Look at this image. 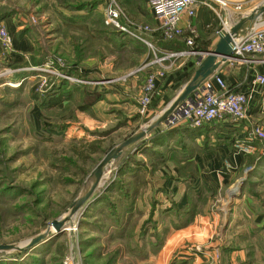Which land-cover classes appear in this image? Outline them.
<instances>
[{"label": "rangeland", "instance_id": "374dc122", "mask_svg": "<svg viewBox=\"0 0 264 264\" xmlns=\"http://www.w3.org/2000/svg\"><path fill=\"white\" fill-rule=\"evenodd\" d=\"M103 3L104 0L99 5ZM0 9L10 12L0 22L6 25L11 36L9 47L0 42V196L7 197L10 204L23 205L22 209L25 212L15 217L0 216V243H23L43 232L50 221L63 216L80 192L87 175L103 155L159 114L185 82L180 85L179 80L167 90L165 102L169 101L163 107H155L160 99V94L156 93L147 111L141 114L139 98L143 84L149 74L161 70L159 67L149 71L146 68L148 62L143 64V61L138 60L134 61L135 66L130 70H124L121 64L115 61L110 70L105 68L103 70L98 63L104 58L99 55L94 56L97 63L92 67L85 66L83 64L85 54H75V51L69 48V41L68 48L62 53H57L53 43L55 34L53 18L57 16L58 9L70 11L60 6L57 0H0ZM78 12L83 13L84 10ZM98 13L104 19L101 7ZM220 15L223 17L222 13ZM136 20L149 24L148 20ZM19 26L21 28L15 31ZM65 28L67 30L63 31V28L62 35L66 38L72 33L70 29L68 30L69 27ZM190 28L194 32L191 34L185 30L184 35L193 38L192 48L198 50L200 40L197 30L192 25ZM23 29L28 30L31 49L26 51L23 59L14 60L10 55L13 52L12 37L19 39ZM115 55L111 54L106 59L115 60ZM196 56L198 55L193 54L186 58ZM125 57L122 55L123 60H126ZM56 58L62 59L64 65L58 66L56 63L50 65L56 67L61 75L44 69H49L45 65ZM180 58L184 57L176 59ZM74 59H77L76 64H73ZM69 62H72L73 73L66 71L69 68H66V63ZM192 64L190 63L187 69L191 68ZM127 65L128 63L124 66ZM125 74L129 76L127 79L122 76ZM185 74L186 71L181 77ZM166 77V73L163 72L160 78ZM64 83L72 95H69L66 107L58 108L57 104L48 106L46 100H51L52 105L54 100H59L61 96L63 99H60V102L66 99L64 95H60L62 90L60 86L62 87L61 84ZM75 91L76 97L73 95ZM121 96L128 98L129 101L122 104ZM101 99L103 102L95 104L92 109V105ZM134 105L135 112L130 111ZM167 126L166 123H162L155 130ZM172 141H169V146L174 145ZM185 142L187 146L193 144L189 140ZM94 143L96 147L90 150V144ZM134 146L107 165L101 184L90 201L77 211L61 233L52 235L55 240L50 242L52 237L49 236L23 254H0L1 260L25 264L34 255L37 264H191L193 258L200 256L205 261L198 264L229 262L231 253L241 248L221 246L218 250L217 259L220 261L218 263L213 260L211 254L213 248L203 247L198 239L211 237L213 242L217 239L215 234L218 232L213 231L218 230L219 226L233 222V218L236 217L232 214L234 208L238 207L236 200L241 198L243 191L251 198L249 206L251 212L254 205L260 208L259 210H264V175L257 170L264 161V152L254 154L255 157L258 155L256 160L260 158L258 160L260 163L246 165L243 170L240 168L235 176L227 177V181L217 192H208L202 202L198 200L197 204L200 206L198 214L201 216H195L197 220L200 217L196 223L195 217L190 218L188 223V215L176 212L177 208L182 207L177 198L173 197L176 190L165 191L166 189L160 185L151 182L157 177L166 178L169 172L168 164L159 166L155 169L156 174L151 175L153 160L143 153L132 155ZM128 155L142 161L144 170L147 169L144 175L146 183L140 187V181L137 182L135 179L124 178L121 182V178H117L121 158ZM111 181L118 187L112 193H106L104 190ZM121 184L129 190L139 187L132 209L134 213L124 214L122 219ZM236 186L237 191L230 193ZM149 187H154L152 195H149L147 190ZM169 208L173 209L168 215H163V209ZM241 216L245 221V215ZM190 223L196 224V230H192V233L187 232L189 236L185 237L186 234L178 232L181 228H177V225L187 226ZM202 227L206 230L211 228L212 231H204ZM168 232L172 236L166 242ZM263 236L264 232H261L257 238ZM152 247H157L158 251H154ZM244 249L249 264H263L264 248L259 241L256 247ZM33 250L40 252L32 254ZM243 264H246V259Z\"/></svg>", "mask_w": 264, "mask_h": 264}, {"label": "crops", "instance_id": "0c3cea01", "mask_svg": "<svg viewBox=\"0 0 264 264\" xmlns=\"http://www.w3.org/2000/svg\"><path fill=\"white\" fill-rule=\"evenodd\" d=\"M226 1L228 5V7L226 8H223L219 6L217 3H215L214 6L216 8V11L209 8L208 6L197 4L195 6L196 15L194 17L188 19L185 16H183L181 18L180 24L183 27V29H185L186 31H190L191 25L194 28H196L198 39L200 40V43H198L197 45L198 50L206 52V50H204V48L202 47L209 46L207 48L208 51L211 48V46L215 43V41L217 40L216 31L222 28L221 18L223 21L228 23V25H230L233 22H235L240 15L248 12L250 9H252L255 5H257L260 2L259 0H226ZM122 2L124 3V5L121 3L120 4L133 20L136 19H143L144 21L148 20L150 24L148 25L153 29L157 26V23L152 15L151 10L147 5L146 0H122ZM237 4H240L242 6L241 10L235 9V6ZM100 7L102 8V12H103V5H98L97 10L100 11ZM143 10L145 11V13H143ZM56 12H58V14L53 18V23H54L53 32L55 33L53 43H54L55 51L57 53L64 52L68 48V41L71 40L70 34L66 38L64 37V35H62V30L63 28L66 29L65 27H69L71 33L72 34L75 33L74 35L85 33L90 37L91 40L94 39L93 31H91L93 25L92 16H87V14L84 12L81 13L78 11H65L62 9L61 10L58 9L56 10ZM217 13H219V15ZM220 13H222L223 17H221ZM19 28L21 27L20 26L16 27L15 31ZM157 31L158 30H153L150 33L145 34L146 38L152 44L153 42L151 41V39L154 38L153 34ZM21 32L22 34L19 37V39L17 37L15 38V36L12 37L13 52L10 55L13 56L14 60L16 58L17 59L20 58L19 60L23 59V56L26 55V51H29L31 49L30 44L28 42L29 41L28 30L23 29L21 30ZM69 48H71V50L74 51L72 44L69 46ZM128 49H130V47H128ZM148 50L150 51L149 47ZM89 51L91 52V48L89 49ZM156 51L159 54H165L173 50H167V49L159 50L156 48ZM150 52L152 53V51ZM147 53L148 51L145 53V56L147 55ZM73 55L74 54L72 52L71 56ZM110 56L108 57L106 56L104 57L103 61H99L98 65H100V68H103V70L104 68L110 70L112 65L115 63V60L106 59L109 58ZM199 57L202 56L198 55L196 57H191V58L184 57V58H180L179 60L167 59L163 61L161 65H157V64L152 65L153 69H156L158 67L162 69L167 76L165 79L160 78L157 81V94H160V99L155 107H160V106L163 107L168 103L169 100H172L175 97V95L179 90L175 93L174 97H172L167 102H165L167 90L171 89L180 80V77L185 73V71L188 70L187 68L189 67L188 65L190 63H193L191 66H194L198 62ZM255 58L258 60H263L264 55H256ZM142 59H143L142 56L139 54V61H142ZM73 61H74L73 64H76L75 60ZM83 62L85 66L92 67L95 63H97V60L95 59L94 55H92V53L88 54V49H87L85 52V57ZM130 69L131 68L129 67L126 68L125 70H130ZM258 73L264 75V62L231 63L227 60L209 79H207L204 83H202L201 86L192 94L193 97H198L202 94L209 93L212 90H217L218 86L215 82V77L218 76L224 80L228 88L235 91H242L247 94L249 98V102L247 106L248 118L246 120H241V121H235L231 118H225L223 120H218L209 123L208 130L206 131V133L201 135L200 138H197V142H201L203 141L204 137L205 138L207 137L208 147L201 152L197 151L193 154L191 158L192 160L191 166L193 168V171L188 172L189 177H187V179L186 177L185 178L179 177V179L175 180L173 175L176 176L177 174V166L174 165V163L171 160H168L167 164L169 167V172L166 178L161 179L160 177H157V179H155L154 182L151 181L153 184L160 185L161 187L166 189L165 191H169V190L173 191L175 189L176 191L173 197L177 198V202L180 205L185 204L186 200L188 199L189 190H192L196 194H201L203 196L208 192L210 193L214 191L217 192L219 187L222 186V184L227 181L228 176L231 177L235 176V174L239 171L240 168H242L243 170V168L249 164L248 160L251 156H254V154H263L264 138L254 140L256 150L252 154H248V155L239 154L234 152L233 149V144L235 141L248 139L249 132L252 130L253 127L259 126L264 131V85L257 84L255 82V77L256 74ZM122 76L127 77L126 74ZM76 92L77 91L73 92L74 97H76L77 95ZM60 99H63V97L61 96ZM115 99L116 101H118L117 98ZM68 101H69L68 98L66 99L64 98V100H62V102H59L56 106L58 108L64 107V105ZM100 101L103 102V99L94 103L92 105V109L95 107V104L98 105ZM127 101H129L128 98L126 97L121 98L122 104H126ZM135 110H136V105H134L130 111L135 112ZM79 113H83V112L80 111ZM180 165H184V163H180ZM257 170L258 173L264 175V161L257 168ZM228 173L231 174L229 175ZM209 174L210 176L208 177ZM166 184L169 185L166 186ZM147 190L149 191V195H152L154 187H149V189ZM236 191H237V186L231 189L230 193H234ZM250 199L251 198H249V196H246V192L243 191L241 194V198L239 197V199L236 200L238 207L234 208L232 214L236 218H233V222L232 221L229 222L228 225L219 226L217 228L218 230L213 231V232L218 231L215 234L217 239H215L213 242L211 240V237L207 238L203 236L204 237L203 240L198 239L199 241H201L200 245H202L203 247L213 248L211 254H213L214 262L215 261H218V263L220 262L217 259V257H218V250L221 246L231 245L241 248L233 251L230 257L231 260L229 262L226 261L225 264H243L245 259H246V264H249L248 262L249 258L247 257V252L245 251L244 248L256 247L258 241L261 243L262 248H264V236L262 238H257L261 232H264V210H259L260 208L258 207L256 208L254 205L253 206L254 210L252 209L251 212V208L249 207L251 205ZM145 211L147 212L148 210L145 209ZM241 214L245 215L246 217L245 221L242 220ZM195 216L197 217L201 215L196 214ZM196 217L194 223H196V221H198L200 218L199 217L197 220ZM191 223L190 225H187L186 227L179 229L178 232H181L184 235L186 234L185 237L189 236L188 233H192V230H196L195 229L196 224L194 223L191 224ZM202 228L204 231L206 230L205 227ZM209 230L212 231L211 228H209L206 231L208 232ZM207 232L205 233L206 235ZM168 234L166 237V242L168 238L172 236V234L170 235V232H168ZM203 257H205L204 253H203ZM203 261H205V259L204 258L201 259L200 256H198L193 258L191 264H198ZM262 263L264 264V256Z\"/></svg>", "mask_w": 264, "mask_h": 264}, {"label": "trees", "instance_id": "16d2710c", "mask_svg": "<svg viewBox=\"0 0 264 264\" xmlns=\"http://www.w3.org/2000/svg\"><path fill=\"white\" fill-rule=\"evenodd\" d=\"M121 1V2H120ZM60 6L64 7L65 9H68L70 11H78V10H84V13L87 14V16H92L93 25L91 28V31H93L94 39L91 40L90 37L85 34L81 33L79 35H73L71 34V40H69V44L73 46V49L75 51V54H85L86 50L88 49V54L92 53V55H99L101 58H104L106 56H110L111 54L115 55L116 59L115 61H118V63L121 64L122 69L131 68L134 67V61L138 62L139 60V54L142 56L143 64L151 61L153 59V54L148 50V47L141 41L133 38L132 36L118 31L110 26H107L103 22V18L101 15H98L97 7L98 5L103 2V0H57ZM121 4L124 5L122 0H119ZM143 13L145 11L143 10ZM10 12H7L5 10L1 11L0 9V20L4 19L7 15H9ZM85 16V15H84ZM70 28H68L69 30ZM67 29H64L65 31ZM22 33V32H20ZM153 39L151 41L155 45V47L159 50H183L187 49L188 46L185 42V39L183 36H178L173 39H164L160 32H155L153 34ZM130 47V49H128ZM209 46H203L204 50L207 51V48ZM91 48V52L89 49ZM198 48V47H197ZM148 51L147 55L145 56V53ZM114 52V53H112ZM158 55H160L157 52ZM122 55H125L126 60L122 59ZM136 55V57H135ZM145 56V57H144ZM119 59V60H118ZM75 61L77 59H74ZM124 62H126L124 64ZM141 62V61H140ZM38 64L40 61L37 62ZM128 63L127 66H124ZM152 65H147L146 68L149 69V71H154ZM66 68H68L66 71L67 73H73L72 71V65L71 63H66ZM65 68V69H66ZM194 66H191L186 71V74L180 78V85L188 80L190 75L192 74ZM129 76L125 77L127 79ZM165 77V76H164ZM60 86L61 93L60 95H64V97L68 98L72 95L69 94V91H67V84H61ZM78 90V89H77ZM64 93V94H62ZM157 93V88H155L153 96L151 101L154 99L155 95ZM70 95V96H69ZM59 96V95H58ZM36 96H34L35 98ZM160 97V96H159ZM59 99V98H58ZM49 100V99H48ZM45 100L42 101L44 103ZM51 100L47 101L45 103H48V106L52 107L54 104H58L60 102V99H55L53 104H50ZM151 103V102H150ZM43 106V104H41ZM66 107V104L64 105ZM65 109V108H64ZM208 130V124H203L198 127L191 126L189 124H178L172 127H159L157 130H154L151 132V134L142 140H140L133 148L132 155L143 153L149 155V157L153 160L152 167L150 174H155V169H157L159 166L167 164L168 160H171L174 165L177 166V174L176 176L173 175V177L176 179L189 177L188 172L193 171V168L191 166V158L195 152H201L205 148L208 147V139L207 137L203 139L201 142H197V138H200L201 135L205 134ZM174 140V141H172ZM193 143L190 146L186 145L185 141H188ZM169 141H172L174 143L173 146H169ZM96 147V144H90L89 148L94 149ZM158 147V149H157ZM159 147H163L164 149H160ZM93 153V152H91ZM132 155L124 156L121 158V164L120 167L116 173L117 178H130L135 179L137 182L140 181L139 187L142 184L146 183V178H144V175L147 172V169L144 170L142 161H138L132 157ZM264 155V154H263ZM258 156V155H257ZM256 156V157H257ZM255 156H251L248 160V165H257ZM256 161V162H255ZM255 162V163H254ZM180 163H184V165H180ZM153 173V174H152ZM143 175L141 178L140 176ZM114 182L116 180H113ZM111 181L109 185L105 188L106 193H112L118 187L114 182ZM190 185V184H188ZM139 187L129 190V188H125L123 184H121V219L124 214H131L134 213L132 211L133 206L136 201V196L139 193ZM16 190H20L19 188H13ZM0 216L3 215V217H15L18 214L25 213L23 208V205H13L10 204L9 199H6L7 197L0 196ZM104 200V199H103ZM202 202L204 200V196L201 194H196L192 190L188 191V199L186 200L185 204L182 205L181 208H177L176 212L178 211L182 215H188V223L190 221V218L193 219L196 214L200 211V206L197 204V201ZM102 201V200H100ZM173 208H169L167 210L163 209V215H168L169 211ZM198 209V210H197ZM155 222V221H154ZM186 223V224H188ZM186 224H180L177 225V228L185 227ZM154 225V224H153ZM158 235V233H156ZM55 240L53 237L50 239V242ZM153 246V245H152ZM152 249L154 251H158L157 247ZM40 251H32V254L39 253ZM37 261H34V255L30 259V261H26L25 264H35ZM0 264H13V262H10L9 260H0ZM17 264H24L23 262H18ZM37 264V263H36Z\"/></svg>", "mask_w": 264, "mask_h": 264}, {"label": "built area", "instance_id": "2783aa9c", "mask_svg": "<svg viewBox=\"0 0 264 264\" xmlns=\"http://www.w3.org/2000/svg\"><path fill=\"white\" fill-rule=\"evenodd\" d=\"M149 9L157 23L153 29L148 24H144L133 20L124 10L119 0H104L103 15L104 23L114 29L125 32L130 36L140 40L146 44L152 51L153 59L149 64L161 65L167 59H176L189 55L203 56L205 51H198L192 48L193 38L190 35H184L185 29L180 24L181 18L185 16L190 19L196 15V5L202 4L216 11L214 6L217 3L219 6L228 7L226 0H146ZM235 9L241 10L242 6L237 4ZM219 15V13H217ZM220 17V16H219ZM221 18V17H220ZM222 28H227L229 25L222 20ZM153 30H158L164 39H173L178 36H183L188 46L187 49L167 52L158 55L154 45L146 38L147 33ZM191 34L194 30L190 29ZM218 31H216L217 33ZM0 42L9 47L11 45V36L5 24L0 22ZM256 55H264V25L258 26L252 30L245 38L238 40L235 43L233 54L228 58L231 63H250L264 62L255 58ZM63 66V60L56 58L46 64L49 69L44 68L51 73L61 75L53 65ZM163 70L155 71L149 74L143 84L141 96L139 98V112L145 113L151 102L156 82L158 78L163 76ZM69 80L70 77L66 76ZM217 90H212L209 93L202 94L198 97L185 100L167 119L168 126L178 124H189L194 127L203 124H209L225 118H231L235 121L246 120L248 118L247 106L249 98L242 91H235L226 85L224 80L218 76L215 77ZM255 82L264 85V75L256 74ZM264 131L255 126L249 132L247 140L235 141L233 144L234 152L248 155L256 150L254 144L255 139H263Z\"/></svg>", "mask_w": 264, "mask_h": 264}, {"label": "water", "instance_id": "95a60500", "mask_svg": "<svg viewBox=\"0 0 264 264\" xmlns=\"http://www.w3.org/2000/svg\"><path fill=\"white\" fill-rule=\"evenodd\" d=\"M264 24V0L242 14L227 28H221L217 32V40L198 58L188 80L182 85L175 97L166 105L162 111L153 117L146 124L139 127L124 140L109 149L93 169L87 175L82 188L67 212L49 222L47 228L25 242L21 243H0V254L16 253L23 254L31 250L32 247L45 240L49 236L57 235L64 230L66 224L77 213V211L90 201L95 190L100 186L103 172L108 164L120 158L129 148L136 145L140 140L146 138L160 124L166 123L172 113L185 101L191 99V95L209 79L233 54L235 43L245 38L252 30ZM1 260V258H0Z\"/></svg>", "mask_w": 264, "mask_h": 264}]
</instances>
